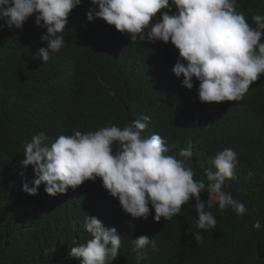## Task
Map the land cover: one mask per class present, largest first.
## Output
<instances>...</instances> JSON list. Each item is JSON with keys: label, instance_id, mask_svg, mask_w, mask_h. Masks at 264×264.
Returning a JSON list of instances; mask_svg holds the SVG:
<instances>
[{"label": "trees", "instance_id": "1", "mask_svg": "<svg viewBox=\"0 0 264 264\" xmlns=\"http://www.w3.org/2000/svg\"><path fill=\"white\" fill-rule=\"evenodd\" d=\"M92 7V0H82L70 13L62 33L64 47L50 52L46 63L37 53L47 47L41 39L47 30L35 24V14L21 29H0V264L66 262L67 251L58 250V241L61 235L72 238L73 223L82 224L87 215L115 227L121 240L140 235L155 239L157 250H150L142 264H264V74L239 102H201L195 78L192 97L174 96L171 83L179 88L175 81L183 80L173 72L179 50L171 43L154 54L138 53V40L132 42L129 34L102 18L88 21ZM237 11L255 27L252 17L264 15V0H237ZM71 76L85 92L71 91L66 84ZM71 99L87 100L91 109L83 113L78 106L82 103L70 108ZM54 114L59 118L47 120ZM144 116L153 127L146 131L157 129L150 136L164 138L168 154L179 159L182 149L191 150L194 180L207 182V161L218 152L231 148L238 153L236 179L227 180L224 190L245 204L246 213L221 211L205 191L201 199L210 203L206 211L217 220L215 230L197 228L194 198L170 221L156 222L151 206L147 219L134 218L108 194L100 178L56 196L43 184L36 195L23 193L20 161L29 136L43 132L54 142L74 129L87 132L144 122ZM197 231L203 236L200 246L193 239ZM120 251L115 264H128L127 242Z\"/></svg>", "mask_w": 264, "mask_h": 264}, {"label": "clouds", "instance_id": "2", "mask_svg": "<svg viewBox=\"0 0 264 264\" xmlns=\"http://www.w3.org/2000/svg\"><path fill=\"white\" fill-rule=\"evenodd\" d=\"M81 2L0 0V21L4 22L0 29H21L35 14V24L47 30L41 37L47 47L37 53L46 63L50 52L64 47L62 33L70 13ZM92 4L87 20L102 18L121 33L129 34L132 42L138 40L136 52L154 54L159 46L171 43L179 50L173 72L183 80L175 81L179 88L171 83L174 96L192 97L195 78L201 102H239L264 74V15L253 16L255 27L250 26L245 14L237 11V0H92ZM66 84L71 91L86 90L73 76ZM79 103L83 113L91 109L87 100L67 101L70 108ZM53 116L59 118L54 114L47 120ZM143 120L95 131L74 129L72 135H61L54 142L43 132L29 136L23 142L25 158L20 161L23 193L36 195L43 184L49 195L56 196L66 193L69 187L75 189L85 181L100 178L108 194L118 198L123 210L134 218L147 219L151 206L156 222L161 218L170 221L182 214V206L194 198L197 228L215 230L217 220L211 211H206L210 203L201 199L205 191L210 200L218 202L221 211L231 208L238 215L246 213L245 204L224 190L227 180L236 179L238 153L231 148L218 152L207 161V182L194 180L189 166L191 150L182 149L179 159L168 154L165 139L159 134L150 136L157 130H151L150 117L144 116ZM147 128H151L150 133ZM253 175L252 171L248 173L249 178ZM72 230L73 237L61 235L57 245L58 250L67 251V261L55 264H115L122 257L120 248L125 247V242L128 264H142L150 250H157L155 239L148 235L121 240L117 229L106 227L97 216L87 215L82 224L73 223ZM193 239L199 246L203 244L199 231Z\"/></svg>", "mask_w": 264, "mask_h": 264}, {"label": "rangeland", "instance_id": "3", "mask_svg": "<svg viewBox=\"0 0 264 264\" xmlns=\"http://www.w3.org/2000/svg\"><path fill=\"white\" fill-rule=\"evenodd\" d=\"M214 199V198H213Z\"/></svg>", "mask_w": 264, "mask_h": 264}]
</instances>
